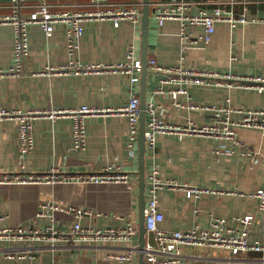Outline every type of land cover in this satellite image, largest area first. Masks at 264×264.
<instances>
[{
  "label": "crops",
  "instance_id": "0c3cea01",
  "mask_svg": "<svg viewBox=\"0 0 264 264\" xmlns=\"http://www.w3.org/2000/svg\"><path fill=\"white\" fill-rule=\"evenodd\" d=\"M42 0H23L22 14L28 15L33 5ZM54 10H85L95 8L92 0H48ZM128 3L143 0H110ZM159 0H151L152 3ZM168 1V0H162ZM200 7L212 11L222 4L235 13L243 11L241 0H197ZM249 19L261 21L237 23L217 22L210 42L200 39L203 25H189V40L181 35L179 20L158 24L151 12L149 24V60L154 58L161 70L148 75L147 102L155 103L171 125L216 126L221 133H159L154 151L146 153V180L153 166L160 171L159 208L164 220L159 224L168 231L191 227L211 228L218 217L231 221L236 216L254 215L249 227L250 237L264 244V209L259 199L250 193L264 189V133L261 128L231 124L243 148L234 146L222 131L221 122L209 106L244 108L233 112V121H240L246 109L264 110V84L239 83L204 79V83L187 82L189 76L179 69L205 72L222 78H264V0H247ZM12 0H0V14L10 13ZM143 8V7H142ZM153 9V8H152ZM195 10H198L197 8ZM154 11V10H153ZM142 17V15H141ZM29 56L22 76L5 75L0 79V108L74 109L83 105L99 112L87 115L86 147L73 146V120L69 115L52 121L41 117L35 122V147L24 159L18 155V128L15 119L0 118V177H39L53 171L65 182H11L0 184V227H16L31 222L39 210L54 215L63 230H71L75 222L84 228L115 227L120 230L135 222L138 232L133 241L77 240L36 242L31 239L0 244V264H130L114 259L116 254H128L132 246L139 247V203L137 190L125 182L85 181L92 175L126 174L137 180L138 136L133 148L128 145L129 119L121 109L133 91L141 96V84L132 83L130 75L109 68L88 74L72 71L46 75L40 73L47 65L67 64L72 56L67 48L66 24L57 23L51 35L39 24H31ZM14 28L0 24V69L14 62ZM141 22L122 21L115 26L111 19L84 24V33L77 59L87 63L112 64L126 59L133 46L141 59ZM158 71H161L158 73ZM173 73V74H169ZM141 78V76H140ZM184 87L186 93L174 97V90ZM179 102V104H177ZM235 148L231 155L219 154L221 144ZM245 148V149H244ZM246 149L254 154L245 155ZM112 168V169H108ZM190 187L203 189L199 196L188 197ZM146 191V200H147ZM46 205V207H43ZM51 205L75 207L89 211L78 215L74 210L53 209ZM230 226L241 228L237 223ZM148 246V236H146ZM28 254L10 259L9 253ZM31 256V257H30ZM163 264H262L264 251L239 254L210 245L181 244L174 254H159ZM139 264V252L134 253ZM147 262V259H146Z\"/></svg>",
  "mask_w": 264,
  "mask_h": 264
},
{
  "label": "built area",
  "instance_id": "2783aa9c",
  "mask_svg": "<svg viewBox=\"0 0 264 264\" xmlns=\"http://www.w3.org/2000/svg\"><path fill=\"white\" fill-rule=\"evenodd\" d=\"M12 10L7 14H0V24L10 23L14 28V62L8 69H0V79L5 75L22 76L25 69V62L29 56V32L28 27L31 24H39L46 34L49 36L54 31L57 23L66 24L67 48L72 59L67 64L47 65L40 73L46 75L66 73L72 71L76 74H88L99 69H113L130 75L132 83H138L142 73V61L135 56L133 46L128 50L126 59L112 64L87 63L77 59L76 53L80 47V40L84 33V24L89 21L111 19L115 26H119L122 21H130L131 23H140L143 4L139 1H131L128 3H113L110 0H92V9H75V10H54L52 4L48 0H42L33 5L32 11L28 15L22 14L23 0H12ZM203 2L197 0H168L156 1L152 3L153 12L156 15L158 24L164 25L167 20H179L181 23L180 35L184 40H189L190 35L187 33L189 25H203L204 34L200 37L205 43L210 42L216 29L217 22H228L232 25L237 23H247L249 21L259 22L261 19H249L246 15L248 10V1L241 0L239 3L243 5V11L235 13L228 10L222 4L214 6L212 11L201 8ZM198 10H195V9ZM148 66L154 70H161L154 58L148 61ZM180 73L189 76L185 81L204 83L202 76H210L205 72L194 70L179 69ZM264 84V78L251 77L247 78ZM174 97L178 94L186 93L184 87H180L173 91ZM179 104V102L177 103ZM206 110L214 111L218 119L224 123L222 133L228 136V139L238 148H243L244 143L238 139L236 131L230 127L231 124L242 125L247 127L261 128L264 133V110L246 109L245 116L240 121H233L231 114L233 112L244 111V108H234L230 106H209ZM118 111L122 112L129 119L130 137L128 145L133 148V144L139 134L140 115H141V96L137 91H133L127 103ZM99 109L83 105L74 109H35L22 111L20 109L0 108V118H12L16 120L18 128V155L19 159L28 156L35 147V122L41 117H47L52 121L60 116L69 115L73 120V146L75 149H84L86 147V125L85 119L87 115L97 113ZM159 133H173L183 135L186 133H221L216 126H199L194 122H189L186 126L169 124L159 110V106L155 103H149L146 106V148L154 151ZM245 149V148H244ZM216 153L231 155L235 152V148L227 144H221L215 149ZM245 155L254 154V150L246 149ZM112 169V168H108ZM113 170V169H112ZM28 178L17 176L0 177L1 183L11 182H65L67 178L59 176L53 169L48 175ZM85 181L93 182H125L131 188L137 190V180L131 179L126 174L118 175H92L85 178ZM162 183L160 180V171L153 166L147 175L146 191L147 204L145 208V225L147 231H153L156 237V246H148L146 252L147 264H163L165 261L159 257V254H174L181 244H203L217 246L229 249L234 254L246 251H264V244L259 240L251 239L249 227L253 223L255 217L252 214L236 216L231 221L225 217H218L212 223L211 228H200L198 226L191 227L187 230L168 231L160 227V223L164 220V214L159 208V189ZM203 189L190 187L186 194L188 197L199 196ZM252 197L259 199V208L264 209V189H258L250 193ZM46 207V205H43ZM53 209L74 210L78 215L89 213L83 209L75 207H60L51 205ZM231 223L241 225V228L230 226ZM138 232V226L135 222H131L128 226L117 230L115 227L107 228H84L79 222H75L72 229L67 231L61 229L59 220L44 210H39L29 224L18 225L16 227H0V244L11 243L17 240L31 239L33 247L35 243L43 240H49L53 244L56 242H72L77 240L94 241L121 239L133 241ZM138 247L132 246L131 252L128 254H116L114 259L119 261H129L134 264V253ZM27 252L9 253L10 259H20L27 256ZM31 257V256H30ZM51 264H58L53 261ZM264 264V263H262Z\"/></svg>",
  "mask_w": 264,
  "mask_h": 264
},
{
  "label": "water",
  "instance_id": "95a60500",
  "mask_svg": "<svg viewBox=\"0 0 264 264\" xmlns=\"http://www.w3.org/2000/svg\"><path fill=\"white\" fill-rule=\"evenodd\" d=\"M151 12H153L151 6V0H143L142 17H141V30H142V42H141V61H142V73L140 78L141 84V115H140V127L138 134V169L135 174L138 175V203H139V264H147L146 262V250L148 246H156V237L153 231H147L145 225V208L147 204L146 200V102H147V82L148 75L155 71L148 67V46H149V24L151 20ZM161 71H158L160 73ZM173 74V73H169ZM204 79H219L228 82L239 83H262L251 79H234V78H222L215 77L214 75L202 76ZM146 236H148V246H146Z\"/></svg>",
  "mask_w": 264,
  "mask_h": 264
}]
</instances>
